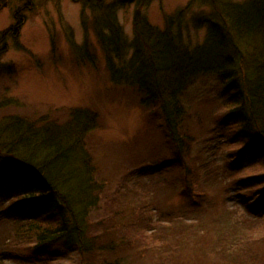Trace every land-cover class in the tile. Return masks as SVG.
Returning <instances> with one entry per match:
<instances>
[{"label": "rangeland", "instance_id": "rangeland-1", "mask_svg": "<svg viewBox=\"0 0 264 264\" xmlns=\"http://www.w3.org/2000/svg\"><path fill=\"white\" fill-rule=\"evenodd\" d=\"M217 2L12 0L0 13V126L66 124L77 109L99 116L88 137L104 184L90 216L98 250L44 264H264V213L254 209L264 196V159L236 164L244 149L231 139L238 127L224 126L229 110L219 79L203 76L186 91V138L176 141L137 88L113 82L102 40L114 36L113 23L129 61L144 17L163 31L184 14V45L194 51L208 43L204 23L223 25L230 2L255 17L252 37H233L238 52L264 46V0ZM9 228L0 225V264H43L35 245L6 241Z\"/></svg>", "mask_w": 264, "mask_h": 264}, {"label": "trees", "instance_id": "trees-1", "mask_svg": "<svg viewBox=\"0 0 264 264\" xmlns=\"http://www.w3.org/2000/svg\"><path fill=\"white\" fill-rule=\"evenodd\" d=\"M1 1L10 6L12 0ZM223 4L219 19L223 25L204 23L209 27L208 43L194 51L184 45V14L163 31L144 17L129 61L122 30L113 23L109 28L114 36L102 40L113 82L137 88L144 96L142 105L160 110L176 141L186 138L184 94L201 77L215 75L229 110L224 126L238 127L231 139L243 146L236 162L241 166L264 159V46L250 50L249 56L238 52L233 37L243 41L255 33V17H245L246 5ZM115 60L122 61V67H116ZM73 113L66 124L43 119L35 125L15 119L0 126V225L10 227L8 243L35 245L36 261L43 264L66 258L65 253L87 256L99 246L97 236L89 233L90 216L101 203L104 184L88 144L99 127V116L90 109ZM254 209L264 213V196Z\"/></svg>", "mask_w": 264, "mask_h": 264}, {"label": "water", "instance_id": "water-1", "mask_svg": "<svg viewBox=\"0 0 264 264\" xmlns=\"http://www.w3.org/2000/svg\"><path fill=\"white\" fill-rule=\"evenodd\" d=\"M8 3H5L3 6L0 7V13L6 8L8 7Z\"/></svg>", "mask_w": 264, "mask_h": 264}]
</instances>
